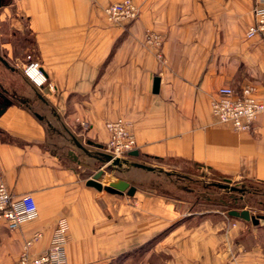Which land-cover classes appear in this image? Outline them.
Wrapping results in <instances>:
<instances>
[{"label": "crops", "instance_id": "0c3cea01", "mask_svg": "<svg viewBox=\"0 0 264 264\" xmlns=\"http://www.w3.org/2000/svg\"><path fill=\"white\" fill-rule=\"evenodd\" d=\"M120 1L0 0V22L12 15L26 22L29 56L52 87H35L26 64L10 62L0 43L12 67L0 61V102H10L0 115V185L16 197L33 195L38 206L17 231L0 221V264L18 261L36 233L31 254L45 252L62 219L68 264H264V221L221 211L250 210L240 206L247 192L227 191L236 205L208 200L212 209L204 210L205 201H176L137 184L133 196L87 186L105 167L96 156L107 149L106 123L117 119L131 125L135 162L179 160L232 186L264 184V114L248 132L212 114L225 86L253 85L264 98V42L246 38L253 0H133L135 20L109 23L104 9ZM119 180L132 185L109 173L102 183Z\"/></svg>", "mask_w": 264, "mask_h": 264}, {"label": "built area", "instance_id": "2783aa9c", "mask_svg": "<svg viewBox=\"0 0 264 264\" xmlns=\"http://www.w3.org/2000/svg\"><path fill=\"white\" fill-rule=\"evenodd\" d=\"M94 2L98 0H92ZM254 22L249 27L246 38L248 40L260 39L264 42V0H253ZM109 23L133 21L137 18L138 8L133 0H122L107 5L104 9ZM147 41L158 49L161 46L159 36H149ZM158 57L161 58L160 53ZM29 62L24 67V74L38 89L48 85V79L40 64L29 56ZM212 114L215 120L224 125L231 126L237 132H248L259 116L264 114V98L257 97V88L247 85L240 91L232 87H222L217 98L212 102ZM86 126V124H83ZM109 132V142L106 152L115 159H124L137 148V142L130 129V123L124 119H117L106 123ZM38 215V206L33 195L16 197L12 195L5 185H0V221H5L11 231H17L21 226L35 219ZM68 223L65 219L59 221L51 240L49 248L38 256L31 254L33 245L41 238L36 233L29 240L18 261L13 264H68L66 253ZM227 264H238L230 261Z\"/></svg>", "mask_w": 264, "mask_h": 264}, {"label": "rangeland", "instance_id": "374dc122", "mask_svg": "<svg viewBox=\"0 0 264 264\" xmlns=\"http://www.w3.org/2000/svg\"><path fill=\"white\" fill-rule=\"evenodd\" d=\"M33 42L34 38L30 34L25 21L12 15V18L6 22H0V43L6 45L10 50L12 57L10 58V62L16 63L18 61L27 64L30 61V50L28 49L32 46ZM127 158L128 156L125 157V159ZM130 160L133 161L134 159ZM145 164L163 169L165 172L173 173V175L161 174L159 172H138V170L136 172H128V167H124V173H114V167L110 169L106 168V173H109L110 176H114L117 179H120V177L128 178L132 182V186L137 184L140 187L156 190L158 194L176 201L183 200L196 204L198 200H202L203 202L213 200L221 203L224 201L230 206L236 205L233 204L234 201L230 199L227 191L213 186L210 187V184L221 182L222 180L220 176L211 171L204 170L201 167H195L194 165L179 160L157 162L147 160ZM205 185L210 189H206L204 187ZM244 186L247 189V193L244 196L243 202L240 203V206L249 208L254 215L264 216V184L251 182L246 183ZM228 207H223V205L221 207V211L226 215L230 209ZM203 209L209 210L212 207L211 205L204 204ZM126 264H133V261L129 260Z\"/></svg>", "mask_w": 264, "mask_h": 264}, {"label": "water", "instance_id": "95a60500", "mask_svg": "<svg viewBox=\"0 0 264 264\" xmlns=\"http://www.w3.org/2000/svg\"><path fill=\"white\" fill-rule=\"evenodd\" d=\"M0 61L8 68L12 69V67L9 65V63L1 57L0 55ZM160 89V78H156L154 80V92L158 93ZM10 104V102L7 99H4V103L0 102V115L5 111L6 107ZM40 118V117H39ZM77 145L87 154H89V151L79 142H77ZM90 156H93L89 154ZM139 152L137 150H134L128 154L127 159H115L112 155H109L107 153H99L96 158H98L100 161H102L105 165V167L101 168L95 175H93L88 181L87 186L93 187L97 189L98 191H105L107 193L113 194V195H123L125 192L129 196H133L137 188L135 186H132L129 182L125 180H119L116 183L110 184L108 186H104L102 183V179L104 178L107 170L106 168H121L123 166H126L128 168H136V169H142L147 172H159L164 173L166 175H173V173L165 172L163 169H158L152 166H149L145 163L135 162L131 161L129 158L138 157ZM110 164V165H109ZM111 166V167H110ZM221 182L214 183V186L226 190L228 192H235V193H241L245 194L246 189L243 187L238 186H232L230 179L221 178ZM238 202V201H237ZM229 217H232L234 219L243 220L246 222H251L253 225H259L262 221H264V216L261 215H254L251 213L248 209H232L228 211Z\"/></svg>", "mask_w": 264, "mask_h": 264}, {"label": "trees", "instance_id": "16d2710c", "mask_svg": "<svg viewBox=\"0 0 264 264\" xmlns=\"http://www.w3.org/2000/svg\"><path fill=\"white\" fill-rule=\"evenodd\" d=\"M212 186L215 187L214 184H210V187H212ZM204 187H205L206 189H210L209 187H207V185H205ZM243 188H244V187H243ZM245 189H246V188H245ZM246 192H247V189H246ZM203 204L211 205V207H212V205H213V204L209 203L208 200H206V202H204ZM225 204H226V203H225ZM203 207H204V205H203Z\"/></svg>", "mask_w": 264, "mask_h": 264}]
</instances>
